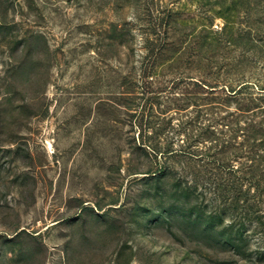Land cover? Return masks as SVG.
Segmentation results:
<instances>
[{
    "label": "rangeland",
    "instance_id": "rangeland-1",
    "mask_svg": "<svg viewBox=\"0 0 264 264\" xmlns=\"http://www.w3.org/2000/svg\"><path fill=\"white\" fill-rule=\"evenodd\" d=\"M0 264H264V0H0Z\"/></svg>",
    "mask_w": 264,
    "mask_h": 264
},
{
    "label": "trees",
    "instance_id": "trees-1",
    "mask_svg": "<svg viewBox=\"0 0 264 264\" xmlns=\"http://www.w3.org/2000/svg\"><path fill=\"white\" fill-rule=\"evenodd\" d=\"M218 189H219V190H222L221 187H220V188L218 187ZM237 191H238V192H241V191H242V185H241V184H239V185L237 186ZM221 194H222V193H221Z\"/></svg>",
    "mask_w": 264,
    "mask_h": 264
}]
</instances>
